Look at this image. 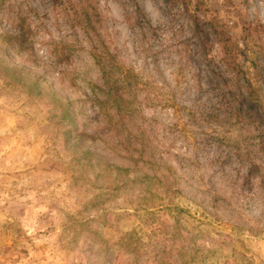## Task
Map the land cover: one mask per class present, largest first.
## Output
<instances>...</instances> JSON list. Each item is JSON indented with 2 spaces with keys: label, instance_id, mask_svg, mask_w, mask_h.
<instances>
[{
  "label": "rangeland",
  "instance_id": "rangeland-1",
  "mask_svg": "<svg viewBox=\"0 0 264 264\" xmlns=\"http://www.w3.org/2000/svg\"><path fill=\"white\" fill-rule=\"evenodd\" d=\"M92 1L102 41L65 67L60 5L0 0V31L28 23L35 42L29 59L0 42V264H264V31L243 29L264 25V0H203L209 54L172 1ZM136 6L163 34L142 35ZM213 30L244 49L246 75ZM100 56L118 66L104 74ZM130 230L145 234L136 254L120 246Z\"/></svg>",
  "mask_w": 264,
  "mask_h": 264
},
{
  "label": "trees",
  "instance_id": "trees-1",
  "mask_svg": "<svg viewBox=\"0 0 264 264\" xmlns=\"http://www.w3.org/2000/svg\"><path fill=\"white\" fill-rule=\"evenodd\" d=\"M166 2H174L181 6L183 14L187 17L191 29L193 32V39H196L200 47L205 51L206 54H209L213 50V46L210 42V30H209V21L206 18V10L202 7L203 0H196V3L193 5V0H165ZM56 6L60 5L62 11L65 12L66 18L68 22L71 24L74 34L76 36V44L75 47L69 49L67 52L61 51L60 57L57 58L56 65L59 64L60 66L68 67L70 64H73L75 61L74 57L77 53L76 47H82L84 44V40L91 44L92 49L95 46V43L102 41L103 35L100 29V22H101V13L97 5L94 4L92 0H53ZM191 5L194 7L191 8ZM136 16L133 18L135 20V25L138 27L145 36H158L159 32L163 34L152 24L148 16L141 10L139 6H136ZM24 20H22L23 22ZM32 25L30 24H21L18 29H15V33L12 35L7 34L8 32L5 30L0 31V42L9 45L10 49L18 52V53H26V57L28 55L34 54V46L35 43L32 40ZM173 29V28H172ZM171 29V31H172ZM243 29L246 33V40L247 37H251L253 33L260 29L264 31V25H257L253 26L251 23H246L243 26ZM215 33V38L217 39L218 43L221 45V50L223 52V57L221 61L225 65L227 71L233 72L238 76V73H244L246 75V70L242 68L241 63H238V55L244 54V49L240 48L236 41L234 40L233 36H221L218 34L217 30H213ZM6 35V36H5ZM4 36V39L3 37ZM8 36V39H7ZM183 40L181 36H178L176 33L171 34V37L168 36L165 40V44L168 47H175V51L182 52L183 48L180 46V43ZM87 43V44H88ZM188 48V45L184 46ZM6 50V48H4ZM246 55V54H245ZM29 59V58H28ZM105 58L100 56L97 62L102 66V71L104 74L109 73L114 70V66H118L117 62L109 61V65L106 64ZM13 66V65H12ZM16 69V67H12V69ZM60 69V68H59ZM247 85L254 89L253 82L245 76ZM114 89L118 91L121 86H118L117 80L113 81ZM139 160V159H135ZM135 182V178L131 180L121 182L118 184L100 186L98 188L105 190L110 194H114L119 190L125 189L129 186L130 183ZM130 212H128L129 214ZM153 229V230H152ZM147 233V236L150 238V243L154 247H157L158 243L160 242L158 238V231L157 228H152ZM145 234L143 232H139L136 230L127 231L120 240V246L125 248L127 254H136L138 253L144 246H146ZM166 243V242H165ZM167 246V244H166ZM119 251V250H118ZM160 256L159 252H155L153 258L156 259Z\"/></svg>",
  "mask_w": 264,
  "mask_h": 264
}]
</instances>
